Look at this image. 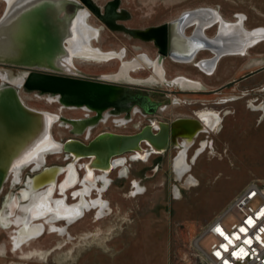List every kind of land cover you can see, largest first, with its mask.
<instances>
[{
	"label": "rangeland",
	"instance_id": "1",
	"mask_svg": "<svg viewBox=\"0 0 264 264\" xmlns=\"http://www.w3.org/2000/svg\"><path fill=\"white\" fill-rule=\"evenodd\" d=\"M96 1L101 4L105 0ZM215 4L226 16L233 8L248 10L243 2L234 3L233 0H121V5L129 14L124 23L130 27L162 22L184 9ZM3 9L4 2L0 0V15ZM68 9L72 11L71 6ZM87 20L100 30L94 44L105 50L124 48L127 58H133L137 52L146 53L150 57L159 52L151 41L136 37L128 31L107 28L91 13ZM204 54H209V51L201 49L195 58ZM162 59L168 79L177 77L176 73L189 74L197 77L196 79L200 78L206 88L216 87L247 70L257 71L240 80L235 86L236 91L223 87L216 93L180 91L169 97L164 93L154 92L150 99L157 101L158 105L152 114L134 110L128 116L124 112L110 113L105 120H99L90 128L89 136L87 130L74 133L70 131V125L55 121L51 126V133L56 141L64 142L70 136L86 141L104 129L134 133L148 122L147 116H156L164 121L177 114L192 115V110L204 106L220 113L217 129L200 131L195 137L187 151L190 169L181 178H177L172 168V160L178 150L176 146H169L161 154L153 153L146 160L132 159L129 152H124L127 160L124 165H119L108 173L110 182L101 191V197L111 206L108 214L96 217L93 208L85 210L81 217L68 226L66 236L49 232L46 228L41 236L21 245L17 250L12 247L9 237L14 235L17 224L5 228L3 218L7 214L12 218L18 214L20 218L23 217V212L16 210L11 197L16 194L17 187L24 185V175L34 170L31 165L22 167L20 178L16 182L12 181L13 177L9 174L0 191V264H206L194 247L196 236L246 182L264 179V113L259 110L264 106V90L261 91L264 87V66L257 67L259 64L252 63L227 64L225 58H221L215 71L207 74L194 66L198 62L175 61L170 56ZM138 60L143 61L142 58ZM73 61L85 71L107 73L109 78L118 68V62L114 59L96 62L76 58ZM121 65L122 62L120 67ZM0 73L7 74L13 80L22 71L0 64ZM130 74L122 81L135 82L137 79L134 81L132 77L143 79L150 71L140 70ZM1 83H4L2 78ZM137 83L161 88L179 87L175 83ZM20 94L26 104L41 111L72 118L85 114L83 107L61 106L46 92L20 87ZM197 97L204 104L199 101L189 104L184 100ZM261 101L262 105L259 104ZM232 108L234 112H230ZM114 117H124L125 121L116 123ZM203 143H206L204 149L197 154ZM67 159L69 158L62 151L49 153L45 164L63 163ZM83 161L85 160H80ZM155 162L159 163V167L150 170ZM147 169L149 172L145 174ZM79 174L83 177V169L79 170ZM190 175L194 177L193 183L187 182ZM135 180L139 189L134 185ZM178 191L179 195L176 194ZM97 194L95 188L91 189L90 196L94 198ZM70 196L67 197L68 202L76 201ZM69 235L72 239L68 241ZM208 243V238L200 242L203 247H207Z\"/></svg>",
	"mask_w": 264,
	"mask_h": 264
},
{
	"label": "water",
	"instance_id": "2",
	"mask_svg": "<svg viewBox=\"0 0 264 264\" xmlns=\"http://www.w3.org/2000/svg\"><path fill=\"white\" fill-rule=\"evenodd\" d=\"M69 2L76 3L72 11L67 8ZM82 9L83 6L78 0H12L0 15V64L23 69L21 83L0 84V191L10 174V166L14 159L25 153L31 144L47 135L49 129L45 114L23 101L20 87L54 95L58 102L65 106L91 109L92 115L61 117L71 124L74 133H81L85 127L95 125L103 118L106 110L110 113H120L124 109L128 115L131 105L138 102L137 98L127 92L130 82L109 79L104 73L93 77L74 64L72 58L75 55V46L72 43L77 40L76 19ZM197 11H205L208 17H213V14L217 13L207 6L186 9L179 13L169 22V26L178 28V31L173 33L170 30L168 49L158 50L159 59L168 54L174 59L191 61L200 49L206 48L212 52L207 61L215 64L220 54L243 50L246 42L233 46L220 44L217 40L219 27L214 36L205 34L203 29L211 25L214 19L206 23L196 22L193 33L184 34L181 31L182 27L187 24L190 15ZM134 33L141 38H155L164 42L167 39V23L135 29ZM234 46L236 48L232 49ZM255 70H249L242 76ZM226 84V82L220 84L217 89ZM154 120H157L159 125L155 126ZM202 122L203 119L199 115L177 116L170 122L152 118L134 133L101 130L86 141L75 136L67 137L63 141L68 146H63L62 150L69 159L63 163L42 162L34 167L32 173L24 175V185L17 187L15 193H20V189L27 185L30 179L42 174L43 176L39 178L42 184L35 189L48 182L56 183L59 171L64 170L59 167L67 166L77 158L90 157L84 164V168H87V165L93 166L92 156L99 155L103 161L97 162L91 169L106 171L105 165L111 157L136 150L142 141L148 146L155 145L156 150H159L157 153L164 152L169 143L172 146H181L178 143L179 139L189 138L192 144L195 136L204 129ZM77 166L80 170L81 164L77 163ZM76 175L77 177L79 175L77 170ZM61 180L62 178L59 182ZM55 188L53 184L51 194ZM61 196L66 203L65 194ZM80 202L81 197L72 203ZM82 213L83 211L79 210L76 214L80 217Z\"/></svg>",
	"mask_w": 264,
	"mask_h": 264
},
{
	"label": "bare ground",
	"instance_id": "3",
	"mask_svg": "<svg viewBox=\"0 0 264 264\" xmlns=\"http://www.w3.org/2000/svg\"><path fill=\"white\" fill-rule=\"evenodd\" d=\"M2 1L4 2V9H5L6 6L9 5L12 0H2ZM4 9H3V11H4ZM88 14H89L88 10L84 9V8L81 11H79V13H78V17L76 19L77 20V24H76V30H77L76 38H77V40L74 41L75 43L74 42L72 43V45L75 46L74 47L75 55L73 56L72 60H74L76 58L83 59V60H89V61L93 60V61H96V62L109 61L111 59L112 60L113 59L120 60L122 62V65L119 68L120 70L118 71V74L115 75V78H118V79H121V80L125 79L128 74H130L132 72L133 73L136 72L139 68H143V67L150 68L152 66V64H153L152 61H150V62H147V60L146 61L143 60L142 62L140 60L126 61V60H122V57H123L122 52L118 53V52L114 51V52L105 53V52H102L99 49L95 48L96 46L93 47L92 43L94 42V39L97 40L98 32H97V30L95 28H92L89 25V22L87 23L86 18L88 16ZM203 15H205V14H203ZM211 18H213V17H211ZM209 20L211 21V19H209ZM218 21H220V20L218 19ZM222 24H224V22ZM225 29H226V27H225ZM222 30H223V28H222ZM244 38L246 39V37H244ZM220 39L222 40V38H220ZM240 39H242V38L240 37ZM251 39H254V38L251 37ZM156 58L159 59L158 58V54H157ZM159 60H160V62L157 65L153 64L154 65L153 73L151 74V77L149 79L145 80V82H150L151 81V82L158 83V84H162L163 83V79H165L163 77L164 74H165V71H164V68H163L164 67V64H163L164 61H163V59H159ZM206 67L207 66H205L204 64L200 65L201 69H203L204 71L208 72L209 69L206 68ZM158 70L159 71L161 70L163 79L161 78V75L158 74V72H157ZM22 77H23V74L21 73V75L18 76V78L11 80L10 79L11 77L9 78L7 76V74L0 73V78H2V81L4 83L5 82H11V83L19 84L22 81ZM136 81L140 82L138 80H136ZM164 82H165V80H164ZM168 82H170V81H168ZM174 83L176 85H178L179 87H181V88H191V89H197V90H198V88L200 86L199 83H195L192 80H188L186 78H184V79L181 78L179 80H176ZM50 96H53L55 98L54 95H50ZM60 105L61 106H65V105H62V104H60ZM259 110H262L263 113H264V106L262 108H259ZM106 111H108V110H106ZM42 112L45 114V116H46L45 119H46V121H47V123L49 125V129L47 131V135H45L43 138L41 137L39 139V141L31 144L30 147L26 150L25 153H21L20 155H18L14 159V161L12 162V164L10 166V169H11L10 173L12 172V174H13V176H12L13 177V182L18 181V178H19L18 172L21 170L22 167L28 166V165H31L32 168L37 167L42 162H44L45 157L49 153H56V152H58L60 150V144L56 141V139L51 134V126L56 121V119L59 118V115L51 113V112H47V111H42ZM199 115L201 116L203 121H205L207 123L209 131L217 129V123H218V121L220 119V115H218V113L216 111H213V110L207 108L205 110H202L199 113ZM61 120L64 123H66V125H70L71 126V124H69L68 122L64 121L63 119H61ZM154 125L157 126V125H159V123L155 122ZM63 146H68V145H67V143L65 144L63 142ZM63 146H62V148H63ZM151 147H152V150L154 152H159V150H156L155 145L152 144ZM130 152H143V150H142L141 146L139 145L136 150H132ZM184 153H185V150H183L181 152L180 156L179 157L177 156L178 158H175V160H174L173 167H174V170H175L177 178H181L182 175L184 173H186L190 169V167L184 161V155H185ZM199 153H200V151H199ZM122 154H120V155H122ZM74 155L76 156L77 154H74ZM116 156H118V155H116ZM113 157H111L109 159V162L105 165L106 171L111 169V167H112L111 159ZM89 158L90 157H86V158H82L81 157V158H77L76 161H79L81 159H86L88 161ZM101 161H103V158L101 156L96 155V154L93 155L92 156V164H93V166L90 167L89 165H87L86 169L89 170V171L96 170V169H91V168H94V165L97 164V162H101ZM29 162H31V163H29ZM72 162H75V160L72 161ZM72 162H70L68 165H71ZM59 168L60 169L63 168L64 170L63 171H59L58 176L66 170L64 166L59 167ZM98 171H102V170H98ZM99 174H101V173H99ZM42 176H43V174L38 176L37 178L30 179V181L27 182V185L20 189L21 192L20 193L19 192L16 193L13 196V198H12V200L14 202V206L16 207V210L22 211L23 212V217L20 218V215L18 214V216L14 215L13 216L14 218H12V217L9 216V214H7L3 218V222H4L3 226L5 228L9 227V225H11V224H12V226H13V224H17L16 227H15V230H14V235L11 236L12 247L14 248V250H17L18 248L21 247V245H23L25 243H29L31 240H34V239L38 238L39 236H41L42 235L41 233L46 228L49 229V232H55V233H58L61 236H64L65 233H67L66 226L62 227L61 225H58L54 221H58L60 219L66 218L68 220L67 221V225H68V224H70L72 222L71 219L79 218L78 214H76L77 211H79V210L81 212L82 211L84 212L85 210H89V209L93 208L95 210L96 217H100V216L106 215L111 210V206L108 203V201L101 197L102 189H98V191H97L98 192V194H97L98 196H95L94 198L92 196L89 197V198H85V195L89 194V187L83 188L82 190H80V191H78L76 193V194H79V196L82 199L85 200V203H82V205H81V203H79L78 205H76V207H65L62 204L54 203V206H53L52 202H53L54 198L52 197V194L50 193V190L52 189L53 184H56V183H54V181L53 182H48L44 186H42V187H40L38 189H35L36 186H38L39 184H42V183H40L41 179H39ZM58 176H57V179H58ZM100 176H98V177H100ZM46 179H48V178H46ZM73 180H74V178H73ZM193 180H194V177L192 175H190L187 178V182L193 183ZM102 181L104 183L103 186H105L107 180L102 178ZM103 186L101 185V187H103ZM45 187H46V189H45L44 193H43V191H40L42 188H45ZM176 194L179 195V191ZM18 195H19V197H18ZM21 199H24V200H21ZM82 207H84V208H82ZM38 219H44V221H35V220H38ZM13 220H15L14 221L15 223L13 222ZM33 221H35V222H33ZM46 223H47V227L45 225ZM67 239H68V241L71 240L72 239L71 235H69Z\"/></svg>",
	"mask_w": 264,
	"mask_h": 264
},
{
	"label": "flooded vegetation",
	"instance_id": "4",
	"mask_svg": "<svg viewBox=\"0 0 264 264\" xmlns=\"http://www.w3.org/2000/svg\"><path fill=\"white\" fill-rule=\"evenodd\" d=\"M78 1H80V5L81 6H83V8L84 9H87L88 10V12L89 13H91L92 15H94L95 17H97L107 28H110V29H116V30H121V31H128V32H131L134 36H136V37H139V36H137V35H135V33H134V30L135 29H143V28H147V27H150V26H157V25H161V24H163V23H167V39L163 42V41H159L158 39H156L155 40V38H147V39H145V38H142V39H144V40H149V41H151L153 44H154V46L156 47V49L157 50H161V49H168V46H169V32H170V30H171V32L173 31V33H176V30L178 31V28L177 29H175V27H170L169 26V22L173 19V18H175L177 15H179V13L176 15V16H174V17H172V18H169V19H167V20H165V21H162V22H158V23H153V24H147V25H145V26H143V27H130V26H128V25H126L125 23H124V21L126 20V19H128V17H129V14H128V11H127V9H125V7L123 6V5H121V0H105L103 3H98L96 0H78ZM68 6H71L72 7V10H74L75 9V7H76V3L75 2H69L68 4H67V8H68ZM198 7H201V6H195V7H192V8H188V9H195V8H198ZM184 10H186V9H184ZM183 11V10H182ZM181 11V12H182ZM180 12V13H181ZM200 12V13H199ZM195 14V15H194ZM201 14V15H200ZM203 14H205V15H203ZM207 14H206V12L205 11H197V12H195V13H193L192 15H190V17L187 19V21H186V23L187 24H185L183 27H182V32L184 33V34H186V35H189V34H191V33H193V31H194V29H195V25H196V23L195 22H202L203 23V21H205V23L206 22H209L210 20L209 19H211V21L214 19V21H213V23L211 24V25H209V26H206L204 29H203V31L205 32V34L206 35H208V36H214L215 34H216V32H217V28L219 27V33L217 34L218 35V38H217V40H219V43L221 44L222 42V44H224V45H230L231 44V41L232 40H229L228 38L230 37V34H228V33H232V34H235V30H236V27L235 26H237L236 24L235 25H233V24H231V23H228V24H222L223 22L225 23L226 21H224L223 19H222V17L220 18L218 15H217V13H215V14H213L214 16H213V18H211V17H208V15L206 16ZM204 16V17H203ZM201 19V20H200ZM218 19L220 20V21H218ZM209 20V21H208ZM86 21H87V23H88V20H87V18H86ZM222 22V23H221ZM89 25L92 27V28H95L96 30H97V32H98V36H99V33H100V30H99V28L98 27H95V26H93V25H91L90 23H89ZM223 25V26H222ZM225 27H226V29H225ZM222 28H223V30H222ZM233 28V29H232ZM210 29V30H209ZM225 29V30H224ZM222 30V31H221ZM235 31V32H234ZM222 34H221V33ZM226 33V34H225ZM224 35V36H223ZM229 35V36H228ZM220 36V37H219ZM223 36V37H222ZM250 36V37H249ZM238 36L236 35V38H237ZM240 37L242 38V39H240ZM251 37L252 38H254V39H251ZM139 38H141V37H139ZM220 38H222V40L220 39ZM224 38V39H223ZM231 38V37H230ZM248 38V39H247ZM257 37H256V35H248V34H246V39L243 37V36H239L238 37V42H237V44L238 43H242V42H251L252 43V41H254L255 39H256ZM244 39V40H243ZM225 40V41H224ZM229 40V41H228ZM233 43V42H232ZM92 46L93 47H95V48H97V49H99L100 51H102V52H105V53H107V52H118V53H120V52H122V54H123V57H122V60H131V61H134V60H138V58H142V60H147V62H150V61H152L153 62V64H155V65H157L159 62H160V60L159 59H157L156 57H157V54L154 56V57H150L148 54H146V53H143V52H137L135 55H134V57L133 58H127V56H126V49H124V48H119V49H108L107 51L105 50V49H103L100 45H95L94 44V42L92 43ZM203 49H205V50H208L209 51V54L211 55L212 54V52L209 50V49H206V48H203ZM201 50V49H200ZM166 56H169L168 54L166 55ZM153 59V60H152ZM172 59H174V58H172ZM218 59V58H217ZM114 60H116L117 62H118V68H117V70L115 71V72H113V73H111L113 76H111L109 79H113L112 77H115V75H116V73L118 72V70H119V68H120V60H117V59H114ZM174 60H176V61H183V62H185V60H178V59H174ZM109 61H113V60H109ZM207 62V63H206ZM152 64V66L150 67V68H146V67H143V68H139L137 71H140V70H148V71H150V74L148 75V76H146L145 78H143V79H139V78H133L132 77V79H137L138 81H140V82H145V80H147V79H149L150 78V76H151V74L153 73V70H154V65ZM163 64H164V62H163ZM202 64H204L205 66H207L206 68H208L209 69V71L207 72V71H204L203 69H201L200 68V65H202ZM75 65L77 66V67H79L76 63H75ZM212 65V66H211ZM6 66H10V67H13V68H16V69H18V70H20V71H23V69L22 68H20V67H16V66H12V65H6ZM194 66H196L199 70H201V71H203L204 73H207V74H211V73H213L214 71H215V69H216V61H215V64H212V63H210L209 61H200V62H198L197 64H195ZM81 70H83L81 67H79ZM164 68V67H163ZM213 68V69H212ZM85 73H87L88 75H90V76H93V77H96L97 75H99V74H101V73H93V72H88V71H85V70H83ZM136 71V72H137ZM164 71H165V68H164ZM255 71H257V70H255ZM158 72V74H160L161 75V78H162V73H161V70L159 71H157ZM248 72V70L247 71H245V72H243V73H239V74H237L236 76H234V77H232V78H230V79H228L227 81H225L227 84L225 85V86H223V87H227L229 90H232V91H236V84L240 81V80H242V79H244L245 77H247L249 74H246V75H244V76H242L243 74H245V73H247ZM135 73V72H134ZM106 75H107V73H106ZM108 77H109V74H108ZM165 79H163V83H162V85H167V84H173L176 80H179V79H181V78H186V79H188V80H192L193 82H195V83H199L200 84V86H199V88H198V90L197 89H191V88H181V87H178V88H169V87H166V88H161V87H156V86H145V85H143V84H140V83H137L136 81L135 82H132L131 83V85L130 86H128V89H127V92L132 96V97H135V98H137L138 99V102H135L133 105H131V107H130V109H129V112L130 111H132V110H134V111H138V112H140V113H142V114H146V113H148V114H152L155 110H156V108H157V105H158V102L157 101H155V100H152V99H150V96H152L151 94H153L154 92H160V93H164L167 97H169L172 93L173 94H175V93H177V92H180V91H189V92H199V93H216L219 89H221V88H223V87H221V88H219V89H217L218 88V86L219 85H217L216 87H211V88H206V87H204L205 85H203V83H202V81L201 80H199V79H196V78H191V77H189V76H185V75H179V76H177V77H175V78H171V79H168L167 77H166V71H165V74H164V76H163ZM114 80H120V81H122L121 79H118V78H115ZM164 80H165V82H164ZM133 81V80H132ZM168 81H170V82H168ZM143 82V83H144ZM168 82V83H167ZM224 82V83H225ZM146 83V82H145ZM148 83H152V84H156V83H154V82H148ZM158 84V83H157ZM215 89H217V90H215ZM264 90V87L261 89V91H263ZM239 91H240V89H239ZM232 96L233 97H235V95L234 94H232ZM185 101H187L186 103H192V102H197V101H199L201 104H204V101H201V99L200 98H192V99H190V100H186V99H184ZM58 101V100H57ZM176 101H178V100H176ZM179 102V101H178ZM180 102H181V100H180ZM259 104L260 105H262L263 104V102L261 101V102H259ZM250 105H251V102H250ZM259 105V106H260ZM134 106H136V107H134ZM258 106V107H259ZM134 107V108H133ZM254 107V106H253ZM252 107V108H253ZM203 108V109H202ZM211 109V110H213V111H216L217 112V110H214L213 108H211V107H201V108H199V109H196V110H192V115H189V114H177V115H175L174 117H167V120H164L165 122H170L172 119H174L175 117H177V116H196V115H199V113L202 111V110H205V109ZM83 109L85 110V114H84V116H87V115H92L93 114V111L91 110V109H89V108H87V107H83ZM110 109V108H109ZM121 112H124L125 113V115L126 116H128L127 114H126V112H125V110L124 109H122L121 110ZM120 112V113H121ZM230 112H234V109L232 108L231 109V111ZM105 115L103 116V118H101L100 120L101 121H103V120H105L109 115H110V112L109 111H106L105 113H104ZM222 114H224V112L222 113ZM218 115H220V113H218ZM200 116V115H199ZM83 117V116H82ZM105 117V118H104ZM201 117V116H200ZM152 118H155V119H158V118H156V116L155 117H149V116H147V121L148 122H146V123H144L143 125H145V124H147V123H149L150 121H151V119ZM57 120H59V121H62L61 120V116H59V118H57L56 119V121ZM158 120H160V119H158ZM125 121V118L124 117H114V122H116V123H122V122H124ZM160 121H163V120H160ZM155 122H158L157 120H154L153 121V123L155 124ZM62 123H63V121H62ZM202 123H204V129H202V131H206V132H208L209 131V129H208V125H207V123L205 122V121H203ZM143 125H141L140 127H139V129L143 126ZM93 126H91V127H86L84 130H83V132L84 131H89V133H88V136H89V134H90V128H92ZM88 128V129H87ZM154 129V128H153ZM105 130V129H104ZM70 131H72V126L70 127ZM154 131V130H153ZM73 132V131H72ZM52 134V133H51ZM53 136V135H52ZM197 136V135H196ZM195 136V137H196ZM194 141H195V138H194ZM193 141V142H194ZM59 144H60V150L58 151V153L59 152H61L62 151V146H63V142L62 141H57ZM145 145H143L142 143L140 144V146H141V148H142V150H143V152H130V158H132V159H134V158H136V159H141V160H146V159H148L150 156H151V154H153V153H157V152H154L153 150H152V147L151 146H148V144L147 143H145V141L143 142ZM178 143H180L181 144V146H179L178 147V150H177V153H176V155H175V157L173 158V160H172V167H173V164H174V160H175V158H178L179 156H180V154H181V152L183 151V150H185V155H184V161H185V163H187L188 162V160H187V151H188V149H189V147L193 144H191V139H179L178 140ZM186 145V146H185ZM205 145H206V143H203L201 146H200V148L198 149V152H197V154L199 153V151L201 152V150H203L204 149V147H205ZM169 146H171V143H169V145H168V147ZM168 147H167V149H168ZM166 149V150H167ZM63 152V151H62ZM179 152V153H178ZM57 153V152H56ZM163 153V152H162ZM157 154H161V153H157ZM196 154V155H197ZM67 156V155H66ZM120 156V157H119ZM178 156V157H177ZM144 158V159H143ZM114 159V160H113ZM85 161H83V162H80V160L79 161H75V162H72L71 163V165H67V166H64L65 167V171L63 172V173H61L59 176H58V179H57V182H56V184H55V186H56V188H55V191H54V193L52 194V197L54 198L53 199V202H52V204H53V206H54V203H57V204H62L63 206H65V207H76V205H78V204H74V203H71V202H68V200H67V197L68 196H70V194H71V198H74L75 200H77L80 196H79V194H76L78 191H80V190H82L83 188H87V187H89V194L88 195H85V198H89V197H91L90 196V191H91V189H93V188H95L97 191H98V189H102L103 190V188H105L107 185H108V183L110 182V178L108 177V173L113 169V168H117L119 165H124V162L127 160V157L126 156H124V154H122V155H118V156H114L112 159H111V165H112V167H111V169L110 170H107V171H96V170H91V171H89V170H87L86 169V167L84 168V164H85V162L87 161L86 159H84ZM45 162H46V157H45V160H44V164H45ZM65 162V161H64ZM77 163H80L81 164V168L80 169H83V172H84V175H83V177H81L80 176V174H79V167L77 166ZM74 165H75V167H76V169H75V167H74ZM187 165H188V163H187ZM159 167V163L158 162H155V163H153L152 164V166L150 167V170H155V169H157ZM190 167V166H189ZM31 168H32V166H31ZM76 170L78 171V177H77V175H76ZM21 171V170H20ZM20 171L18 172V176H19V178H20ZM173 171H174V173H175V170H174V167H173ZM147 172H149V170L147 169V170H145L144 171V173L145 174H147ZM99 173H101V174H99ZM12 176H13V174H12V172L10 173ZM185 174V173H184ZM183 174V175H184ZM101 175V176H100ZM104 177H103V176ZM175 175H176V173H175ZM182 175V176H183ZM86 176V177H85ZM98 176H100V177H98ZM81 177V178H80ZM18 178V179H19ZM62 178V180L59 182V180ZM73 178H74V180H73ZM97 178V179H96ZM102 178H104V179H106L107 180V182H106V185L105 186H103L104 185V183H103V181H102ZM94 179V180H93ZM73 180V181H72ZM12 181H13V179H12ZM72 181V182H71ZM76 181H77V183H76ZM136 181L137 180H135L134 181V185L136 186V187H138V189L140 188L139 187V185H138V183H136ZM59 182V183H58ZM75 183V184H74ZM78 184V185H77ZM85 185V186H84ZM101 185L103 186V187H101ZM26 186V185H25ZM67 186V187H66ZM70 186V187H69ZM79 186V187H78ZM78 187V188H77ZM100 187V188H99ZM45 189H46V187L45 188H42L40 191H43V193L45 192ZM62 191V192H61ZM64 191V192H63ZM68 192H69V195H68ZM76 194H74V193ZM133 192H135V191H133ZM63 194H65V196H66V203H64V199L62 198V196L61 195H63ZM97 196V195H96ZM18 197H19V195H18ZM11 198H13V197H11ZM81 205H82V203H85V200L84 199H82L81 198ZM82 208H84V207H82ZM6 211V210H5ZM6 213H8L7 211H6ZM84 213V212H83ZM83 213H82V215H83ZM81 217V216H80ZM78 219V218H77ZM77 219H71L72 220V222L71 223H73L74 221H76ZM60 220H62V222L61 223H59V220L58 221H54L55 223H57L58 225H61L62 227L63 226H66V231H68V226H70V224H68L67 225V219L66 218H63V219H60ZM35 221H44V219H38V220H35ZM35 221H33V222H35ZM25 223V222H24ZM66 224V225H65ZM46 226H47V223L45 224ZM9 226H12V224L11 225H9ZM13 226H14V224H13ZM45 230L46 229H44L43 230V232L41 233V234H43L44 232H45ZM66 234V233H65ZM64 236H66V235H64ZM10 238H11V236H9Z\"/></svg>",
	"mask_w": 264,
	"mask_h": 264
},
{
	"label": "built area",
	"instance_id": "5",
	"mask_svg": "<svg viewBox=\"0 0 264 264\" xmlns=\"http://www.w3.org/2000/svg\"><path fill=\"white\" fill-rule=\"evenodd\" d=\"M193 244L206 264H264V179L246 182Z\"/></svg>",
	"mask_w": 264,
	"mask_h": 264
},
{
	"label": "crops",
	"instance_id": "6",
	"mask_svg": "<svg viewBox=\"0 0 264 264\" xmlns=\"http://www.w3.org/2000/svg\"><path fill=\"white\" fill-rule=\"evenodd\" d=\"M236 1L243 2L246 7H248V10H243L239 8H233V10L229 13V15H224L218 8V6L215 5H207V7H210L211 9L215 10L217 12V15L219 17H222L224 19L225 24L231 23L236 24V32L235 34H230L229 40H232L230 45L236 44L239 40L236 38V35L239 37L240 35L243 37H246V34L248 35H256V39L251 43L246 41V45L242 48V51H229L222 53L218 56V59L216 60V67L217 62L221 58H225V62L228 63H241L242 65H250L252 64H259L257 65L260 67L264 66V0H233L234 3ZM240 31H239V30ZM239 32V33H238ZM229 36V35H228ZM228 40V41H229ZM229 45V44H228ZM236 46H234L232 49H235ZM197 54V53H196ZM210 56V54H204L200 56L199 58H193L192 62H200V61H207V58ZM176 61V60H175ZM186 62V61H185ZM261 62V63H259ZM203 72V71H202ZM178 75H185V76H191L189 74L184 73H176ZM172 76V75H170ZM191 78H195L194 76H191ZM197 78V77H196ZM200 79V78H199Z\"/></svg>",
	"mask_w": 264,
	"mask_h": 264
}]
</instances>
